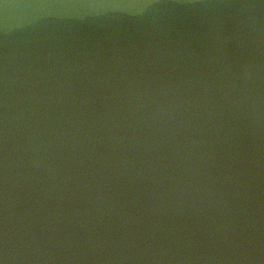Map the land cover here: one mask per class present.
I'll return each mask as SVG.
<instances>
[{"label": "water", "instance_id": "1", "mask_svg": "<svg viewBox=\"0 0 264 264\" xmlns=\"http://www.w3.org/2000/svg\"><path fill=\"white\" fill-rule=\"evenodd\" d=\"M0 264H264V0H0Z\"/></svg>", "mask_w": 264, "mask_h": 264}]
</instances>
